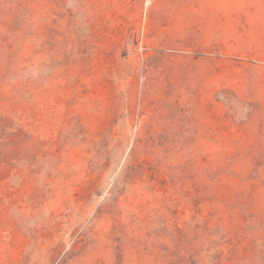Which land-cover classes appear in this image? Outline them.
<instances>
[{
    "label": "rangeland",
    "instance_id": "1",
    "mask_svg": "<svg viewBox=\"0 0 264 264\" xmlns=\"http://www.w3.org/2000/svg\"><path fill=\"white\" fill-rule=\"evenodd\" d=\"M6 44L0 264H264V0H0Z\"/></svg>",
    "mask_w": 264,
    "mask_h": 264
},
{
    "label": "trees",
    "instance_id": "2",
    "mask_svg": "<svg viewBox=\"0 0 264 264\" xmlns=\"http://www.w3.org/2000/svg\"><path fill=\"white\" fill-rule=\"evenodd\" d=\"M12 26H14V22L12 23ZM12 56H13L12 46L6 44V47H4V49L0 52V61H4L6 63V66H4V68L8 67L7 63L11 61ZM3 140L5 139L2 136H0V144L2 143ZM5 155L7 154H4L0 151V181L3 180V175L9 172V170L2 163L5 160Z\"/></svg>",
    "mask_w": 264,
    "mask_h": 264
}]
</instances>
